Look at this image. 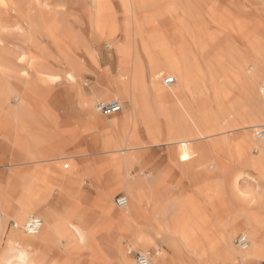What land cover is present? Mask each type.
<instances>
[{"label":"bare ground","instance_id":"bare-ground-1","mask_svg":"<svg viewBox=\"0 0 264 264\" xmlns=\"http://www.w3.org/2000/svg\"><path fill=\"white\" fill-rule=\"evenodd\" d=\"M118 1L129 13L133 3ZM141 2L144 8L157 9V14L146 16L147 22H153L151 29L138 27L137 21L134 31L128 26L122 29L123 41L106 54L117 69L110 79L115 92L99 94H89L78 82L80 58L52 32L51 22L38 30L32 9L50 7V3L31 0V8L18 3L22 24L18 33L23 42L42 52L44 44H53L64 64V79L77 88V105L68 109L69 114L82 116L87 134L67 141L50 135L48 146H43L20 139L12 129V142L22 154L14 160H62L68 157L62 155L68 143L82 141L86 147L80 153L109 155L83 162V174L91 180L86 187L82 179L73 177L75 166L62 169L64 162L39 166L19 180L11 177L3 196L10 199L13 183L19 184L20 197L6 208L16 229L2 234L0 217V249L4 251L0 264H68L64 254L75 250L88 251L87 264H136L132 251L149 253V249L153 250L150 264L264 263V139L256 135L264 120L256 118L250 107L258 104L264 109V81L254 79V66L264 69V7L258 12L251 9L254 3L263 6L264 0ZM115 11V0L90 1L94 40L117 35ZM199 11L215 29L208 21H192ZM234 37L249 47V56ZM139 39L142 49L136 43ZM141 54L151 62L148 73L142 68ZM221 73L231 90L218 85ZM166 74L174 77L173 83H164ZM236 89L242 99L234 94ZM110 98L127 107L120 116L105 119L96 103ZM211 103L229 106L223 120L215 117ZM20 104L28 111L24 101ZM190 137L209 140L169 148L168 162L191 184L173 196L167 171L151 169L147 174V165L137 166L134 149L143 143L178 144ZM102 170L107 171L100 176ZM116 189L127 198L119 211L113 210L111 202ZM32 215L42 220L36 232L25 229ZM239 233L248 239L245 248L235 245L234 236Z\"/></svg>","mask_w":264,"mask_h":264},{"label":"rangeland","instance_id":"rangeland-1","mask_svg":"<svg viewBox=\"0 0 264 264\" xmlns=\"http://www.w3.org/2000/svg\"><path fill=\"white\" fill-rule=\"evenodd\" d=\"M30 1L31 0H2L3 3L0 2V93L5 95V97L0 98V190H2L1 193H3L0 196V217L2 219V234L6 231L9 232L10 230L16 229L14 226L15 220L12 215L6 211V208L7 206H10L11 203L13 204L18 197H20V194L18 193L19 184L13 183V193L10 199L6 200L3 196L5 194L4 190L7 182L11 177H15L19 180V178L25 174L35 173L39 169V166L46 164L55 165L58 162H64V166L67 164L68 167H62V169L68 170L71 164L75 166L77 171L74 170L75 174L72 173L73 177L78 180L82 179V186L86 187L90 184L89 181L91 180L87 176L85 178L83 174V162H86L88 158L109 155L103 152L80 153L79 150L86 147V143L82 141V143H68V145L64 147V151L62 149V155H67L68 157L62 160L46 161L43 159L38 162H32L29 160H14L16 157H21L22 154L14 147L12 142V129L17 132L18 136L20 135V139L28 138L30 141L43 146H48L47 143L50 135L61 136L66 139L65 141H67L68 138L73 135L80 138L81 135H83L81 137H85V134H87V132L84 131L86 127L83 126L82 116L77 117L69 114L70 110L68 109H70L72 105H77V88L75 85L70 84L64 79L63 72L61 70L64 64L60 63L59 56L57 55V51L53 44L48 43L50 45L49 46L48 44L43 43L46 51L44 49L42 52V50L38 48L36 49V47L23 42L19 34L20 32L18 29H20L19 27L22 24L16 8L18 3H20L21 7L27 8L30 6L31 8ZM40 1L49 2L50 7H43L42 5L35 6L37 9L33 8L34 6L32 7L38 30L43 31L45 29V25H47L50 21L52 32L61 40V42L69 45L76 51L81 61L78 82L82 85L86 92L88 91L89 94H99L102 93L103 90H108L114 93L115 91L111 86L110 79L117 72V69L115 63H111L106 57V54H111L114 51L115 46L123 41L122 29L126 26L129 28L132 27L134 31L135 27H142L143 25L148 32L151 29L150 24L153 22L151 20L150 23L147 22L146 16H150V14H157V9L147 6L144 8L141 0H129V2L131 4L133 3V5L132 7L130 6L129 13H126L124 7L118 3L119 1L115 0V16L118 27L117 35L109 39L103 38L102 40L97 41L92 38L91 30H93V28L88 17V8L91 0ZM263 7L264 5L262 6L260 4L258 5V3H254L251 6V9L254 12H258V9ZM53 10H55V12ZM38 19L40 20L38 21ZM134 21H137V26L135 27L133 24ZM192 21H201L202 23L208 21L212 30L216 27V25L210 23L209 19L202 15L200 11L198 16L194 17ZM14 26L16 28H14ZM237 38L238 37H234L236 42L239 45L241 44V47H243V53H245L244 55L249 56V47L242 45L241 40ZM140 40L141 39L136 42L138 44V49H142ZM23 53H25L24 56H21ZM30 55L34 56L31 61L29 58ZM140 60L142 61L141 65L143 70L145 69L144 72L148 73L151 68V62L142 54L140 56ZM258 67V65L254 66L256 74L254 79H257L258 82H262L261 80L264 81V69H260ZM34 69L37 70L36 72H39L36 73L37 75H34ZM165 76H167V74ZM220 76L219 78L217 77L218 85L226 90H228V88L231 90L229 85L224 84L222 73ZM254 90L255 87L253 88V91ZM233 92L237 98H243L241 91L236 89ZM208 93L211 97L213 92L209 89ZM22 101H24L25 105L28 106V111L22 108L20 104ZM214 105V103H211L209 108H212L211 110L217 119L223 120L222 118L224 117V113L229 106L224 105L219 108ZM126 107V103H121V109L116 113L109 115H103L100 112L98 113L101 117L107 119L113 116H120ZM250 107L252 114L256 118L264 120L263 106L252 104ZM239 131L241 130H235L233 133H238ZM190 139H183L178 144L172 142H164L161 144H141L134 149L138 161L137 166L147 165L145 166V168L148 167L146 168L148 169L146 171L147 174L150 173L151 169L162 170L164 173L167 171L168 174H166L169 176V184L171 185L170 192L173 196H177L180 190L187 189L191 186V184L182 176L181 171L177 167L167 163L168 157L166 159V155L171 146L194 145L196 142H206L209 140L208 138L197 140L196 137H190ZM143 140H146V138L143 137ZM12 161L14 162L12 163ZM106 171L107 170L100 171V176ZM118 194H123V192H121L120 189H116L111 197L112 208L114 211H119L122 208L118 207L114 202V198ZM96 195L97 194L92 193V196L95 197ZM237 235L238 234L234 236V240ZM125 244H127V242H124V245ZM133 251L131 256L134 258ZM148 251L150 254L153 250L149 249ZM3 252V249H0V253ZM112 254L115 255V251H113ZM64 257L66 258L68 264H87L89 253L85 250H75L73 253L68 255L64 254ZM112 264L116 263L113 262ZM198 264L203 263L198 262ZM233 264L243 263L237 262ZM257 264L264 263L258 262Z\"/></svg>","mask_w":264,"mask_h":264},{"label":"built area","instance_id":"built-area-1","mask_svg":"<svg viewBox=\"0 0 264 264\" xmlns=\"http://www.w3.org/2000/svg\"><path fill=\"white\" fill-rule=\"evenodd\" d=\"M174 82V77L167 76L164 78V83L171 84ZM121 109V103L116 100L112 99L109 101H98L96 103V110L103 115H109L112 113H116ZM256 135L259 138L264 139V127L259 128L256 131ZM65 168H67V164L65 165ZM114 202L118 207H123L127 204V198L123 194H118L114 198ZM42 224V220L40 217L37 216H31L28 218V220L25 223V229L28 232H36L40 229ZM235 244L240 248H245L248 244V239L245 235L238 234L234 240ZM134 260L136 264H150L151 259L148 252L144 251H133Z\"/></svg>","mask_w":264,"mask_h":264},{"label":"crops","instance_id":"crops-1","mask_svg":"<svg viewBox=\"0 0 264 264\" xmlns=\"http://www.w3.org/2000/svg\"><path fill=\"white\" fill-rule=\"evenodd\" d=\"M167 157H168V152H167V155H166V159H167ZM167 163L168 164H170L169 162H168V159H167ZM171 165V164H170ZM161 172H162V170H161ZM164 173V172H163Z\"/></svg>","mask_w":264,"mask_h":264}]
</instances>
